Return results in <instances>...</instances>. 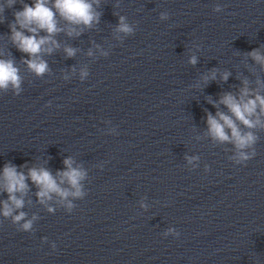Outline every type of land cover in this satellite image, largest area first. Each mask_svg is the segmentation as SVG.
Here are the masks:
<instances>
[{
    "label": "water",
    "instance_id": "obj_1",
    "mask_svg": "<svg viewBox=\"0 0 264 264\" xmlns=\"http://www.w3.org/2000/svg\"><path fill=\"white\" fill-rule=\"evenodd\" d=\"M93 7L91 28L56 15L59 47L41 55L49 71L40 77L11 41L20 0L0 14V59L14 60L22 79L18 96L0 91V176L5 164L25 176L45 168L59 183L69 158L86 173L81 197L52 194L45 204L26 181L18 211L37 219L22 232L0 217V264H264V128L235 121L258 138L245 149L255 155L237 163L235 145L214 140L207 124L208 113L231 116L226 93L239 99L247 86L264 96V67L248 56L264 55V0ZM121 16L130 34L116 31ZM6 200L0 183V209Z\"/></svg>",
    "mask_w": 264,
    "mask_h": 264
},
{
    "label": "clouds",
    "instance_id": "obj_2",
    "mask_svg": "<svg viewBox=\"0 0 264 264\" xmlns=\"http://www.w3.org/2000/svg\"><path fill=\"white\" fill-rule=\"evenodd\" d=\"M20 2L22 10L13 12L14 22L9 24L11 41L20 52L29 57L22 63L26 64L28 70L38 77L49 71L48 65L46 61L41 59V55L43 53L51 54L54 47H59L53 39L55 34L62 31V29L57 27V14L70 25H82L88 28H91L94 23H99L100 19V13L96 12L93 7L94 4L96 6L99 5V0H55L52 7L48 6L50 0H34L32 6L23 3V0H20ZM16 3L17 0H6V3L0 4V14H3L6 8L12 9ZM215 10L220 11L221 9L217 6ZM161 18L166 17L162 16ZM0 23H3V20H0ZM17 28L20 30H17ZM25 30L30 35H25ZM40 31L46 32L47 35L38 38ZM116 31L124 34L132 32V28L125 22L123 16L119 18V25ZM67 34L69 36L73 34L80 35L79 32L75 31L74 27L69 28ZM47 45H52V47H47ZM65 52L69 58L75 55V50L72 48H66ZM248 56L264 67V55H261L259 50H253L248 53ZM196 62L195 56L189 61L193 65ZM14 64L15 62L12 59H0V91L7 92L11 89L18 96L22 90V79L19 75V69ZM86 75V72L81 73L82 78ZM228 76L229 73H224L222 80L227 81ZM215 78L216 71L213 70L209 76L204 77V82L207 83L209 79L214 80ZM245 84H247L246 81ZM251 96H254V98H248ZM220 103L227 107L231 116L219 111L215 117L208 113L209 135L218 142L233 143L237 149V163L248 161L255 155V152L253 151L249 155L245 149L252 148L258 138L252 131L242 132L235 121H239L249 130L257 126L264 128V123L260 119L261 116H264V96H261L258 92H250L246 86L241 90L239 99L231 93H226L222 96ZM258 109L259 112L257 111ZM232 117H235V120ZM254 117L255 119H253ZM226 129L230 130V136ZM63 163L67 170L57 172L56 176L59 178V183L51 172L45 168H31L28 171V175L25 176L23 172L17 171L16 166L5 164L2 176H0V183H2L4 192L8 195V200L3 202L2 209H0V217L10 218L12 224L20 225L19 229H17L18 231L31 232L33 221L37 217L34 215L31 219H27L25 212L18 211L24 207L23 196L28 191L26 181L29 179L39 189L37 197L41 204L51 200L52 194L57 195L61 200H65L69 196L81 197L83 195L81 192V181L85 179L86 173L79 167L74 168L73 161L70 158L65 159ZM65 183L70 186L72 191L61 187ZM18 193L20 198L17 196ZM67 208L71 211L73 205L68 203ZM48 212L52 213L54 209L48 208Z\"/></svg>",
    "mask_w": 264,
    "mask_h": 264
}]
</instances>
